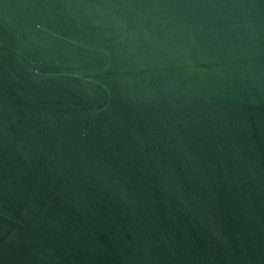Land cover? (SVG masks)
I'll use <instances>...</instances> for the list:
<instances>
[{"label":"water","instance_id":"water-1","mask_svg":"<svg viewBox=\"0 0 264 264\" xmlns=\"http://www.w3.org/2000/svg\"><path fill=\"white\" fill-rule=\"evenodd\" d=\"M0 264H264V0H0Z\"/></svg>","mask_w":264,"mask_h":264}]
</instances>
